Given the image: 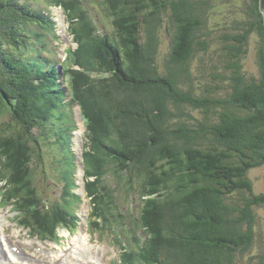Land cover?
Wrapping results in <instances>:
<instances>
[{
	"label": "trees",
	"instance_id": "trees-1",
	"mask_svg": "<svg viewBox=\"0 0 264 264\" xmlns=\"http://www.w3.org/2000/svg\"><path fill=\"white\" fill-rule=\"evenodd\" d=\"M72 1L54 4L68 9ZM99 1L112 19L108 35L67 11L78 48L64 61L66 106L58 62L28 48L32 37L58 38L45 0H0V166L9 190L44 201L34 176L42 168L48 179V162L69 183L78 168L67 154L79 105L95 209L104 210L106 223L111 215L122 225L111 197L107 207L99 192H109L106 165L125 181L128 203L141 208L148 238L139 248L128 239L137 248L130 264H264V253L249 257L255 211L264 206L250 179L264 167L261 0ZM163 31L171 34L172 53L161 64ZM253 38L255 74L244 66ZM62 210L64 204L49 207L42 223L66 222Z\"/></svg>",
	"mask_w": 264,
	"mask_h": 264
},
{
	"label": "rangeland",
	"instance_id": "rangeland-1",
	"mask_svg": "<svg viewBox=\"0 0 264 264\" xmlns=\"http://www.w3.org/2000/svg\"><path fill=\"white\" fill-rule=\"evenodd\" d=\"M40 4V3H38ZM45 9L46 14L49 15L50 20L53 24H50V27L53 29L55 34L57 36H60L61 39V46L59 48L57 47V44H55L54 40L52 38H47L44 40H38L36 37H32L35 39H32V47L34 50L39 49V52H42L43 57L45 56L46 52L49 56H55L58 55L61 60H63V52L66 49L68 45L71 47L76 48V41H73V36L65 30L62 26H64V13H67V11H71L70 14L73 16H77L78 22L80 21L82 27L85 26L86 28H92V23L90 20L94 23L96 26L97 31L100 32V34H106L111 33L112 31V19L110 14L107 12L105 6L99 1V0H77L72 1L71 5L68 9H66L65 5H56L54 4V0H45ZM105 8V9H104ZM90 19V20H89ZM167 20H165L166 23ZM37 27H41L40 24H38ZM37 30V29H36ZM39 32L42 31V28L38 29ZM93 34V33H92ZM160 57L159 62L162 64L164 60L168 57L170 53H172V37L170 32L163 31L161 34V42H160ZM255 46H256V39L253 38L250 46V53L247 56V58L244 60V66L246 69L251 72L252 74H255L257 72V61L255 56ZM54 52V53H53ZM94 74V73H93ZM98 77L97 74L92 75L90 78L92 80L96 79ZM57 88L60 86V89L62 90V86L59 81H57ZM86 91V90H85ZM87 92V91H86ZM88 93V92H87ZM90 96V93H89ZM90 99H94L96 101V94L95 96L91 97ZM69 99L64 100V104L66 106L68 105ZM97 102V101H96ZM73 112L75 116L76 121V129H74L72 133V138L70 141V148L71 152L67 154V157L69 160H72L77 165V172L73 174V176L70 178L69 183L61 177V174L55 171L56 169L54 165L50 164L48 162V165H44V169L48 171L49 178L46 180H43V169L39 168L36 169V176H34V179H37L38 181V189L41 191H44V194L47 196L46 203L49 205V203H53L54 201L59 204H64L66 206V209L69 210L71 213L77 215L81 218L79 223H66L65 225H59L56 226L55 230L57 229V237L60 238L59 244H55L54 242L51 243L54 247L53 252L56 251L61 252L62 249H66L68 246L71 245V243L75 240V238L82 232H85L88 230V221H83L84 218H87L88 214L95 209L94 201L93 199H88L86 192L84 191V173H85V166L83 163V159L81 157L83 152V145H84V134L85 132L82 129V122L79 117V108L73 107ZM68 112V110H67ZM3 116L8 119L9 117L5 113L4 110H2ZM1 113V114H2ZM72 153V154H71ZM44 170V171H45ZM104 170L106 172V181H107V188L109 187V192H105L104 190H100L104 195L105 205L108 207L109 202V196L111 197V200L113 201L112 207H116L117 209L113 210V213L118 215L119 219L122 222V225L118 223V219L115 216H111V220H113L112 227L115 229L116 234H119L122 236L124 243L127 244V247H129L128 239L133 238L134 241L137 242V248L142 247L144 245L145 240L148 238L145 230L142 228V224L140 221L141 216V208L139 206V202L135 201L133 199H129V203L127 201V198L125 197V186L123 180L118 182V178L116 175V170L109 168L107 165L104 167ZM3 171L6 173V168H3ZM63 176V174H62ZM250 179L254 183L255 186V193L256 194H262L264 193V167L256 169L251 172ZM36 181V182H37ZM6 184V183H5ZM3 183H0V186L2 187V191H4ZM104 185V184H102ZM26 191V190H25ZM67 192L69 193V196L67 197ZM4 192H1L0 196V202L3 206L7 205L8 202L3 196ZM64 193V195H63ZM69 200V202L64 203V200ZM50 200V201H49ZM96 202L101 205V200L99 198H96ZM47 205V207H48ZM30 207V205H29ZM101 213L102 219L105 220L104 216V210H99ZM48 212L39 213L37 216H42L43 218H46ZM258 220V224L256 226L257 228V238L254 243V246L252 248L251 253L249 254V257H251L254 254L264 253V206L261 208H257L255 211ZM13 218V214L9 212V210H3L0 208V219H2L5 223V228L10 229L11 227V234L13 236H16L17 238L22 239L24 242L27 243V245L31 248L39 247V244L41 242H38L36 240H29L28 236L30 234L27 230H24L23 228H17L15 225H11V222H8V220H11ZM99 216H97V220H99ZM14 220V219H12ZM83 221V222H81ZM55 230L50 231V235L54 234L53 232ZM92 231V229H91ZM92 233L91 237H93V243L98 244L99 246H107L109 247V253L106 256V264H108L115 256L114 247L111 246L109 240L106 237H101L100 233ZM127 236V238L124 237V235ZM85 237L87 238L86 234L83 233ZM80 238V237H79ZM78 238V239H79ZM87 241L89 242L88 238ZM91 243V240H90ZM115 243V242H114ZM27 247L28 249H31ZM93 248V255L97 253L96 247ZM139 249V251H141ZM44 251H47L45 249ZM81 252L85 255L87 254V251H85V248L82 247ZM73 255V254H72ZM71 255V256H72ZM123 255V254H121ZM124 255L129 257V252L126 250L124 252ZM37 256V255H36ZM59 258L58 264L61 263L62 258L57 255ZM98 256V254H97ZM118 256V255H117ZM50 257V256H48ZM92 254L88 253L87 258H91ZM82 258V257H81ZM95 258V257H94ZM92 258V259H94ZM55 258H52L54 260ZM72 259V258H71ZM99 262V258H95ZM248 256H246L245 261H247ZM68 261V260H67ZM84 263V262H83ZM243 263H245L243 261ZM42 264V263H41ZM246 264V263H245Z\"/></svg>",
	"mask_w": 264,
	"mask_h": 264
},
{
	"label": "bare ground",
	"instance_id": "bare-ground-1",
	"mask_svg": "<svg viewBox=\"0 0 264 264\" xmlns=\"http://www.w3.org/2000/svg\"><path fill=\"white\" fill-rule=\"evenodd\" d=\"M66 15H67L66 13L63 14V16H64V18H63L64 26H62V27L64 29L68 28V29L71 30V25L69 24L68 21L65 20L66 19L65 18ZM69 46L70 45H68L66 47V49L64 50L66 55H67V48ZM71 50H72V47H71ZM64 105H66V104H64ZM67 110H68V107H67ZM81 125H82L83 131L86 132L87 128H86V126L84 125L83 122H82ZM71 128L72 127L70 126L69 130H71V132H72ZM8 192H10V191H8ZM39 193L41 194L42 198L45 199V194L43 192H39ZM29 205H30L29 210L33 211V206L31 204H29ZM97 216L100 217L99 220H103L99 210H97ZM41 218H43V217L42 216H37V220H29V221L28 220H21L20 224L23 225V226H31L39 234H44L45 232H47V228L44 225V223H42ZM14 239H15L14 236H11L10 238H8V244H13L14 245V242H13ZM73 245H75V247L77 248V250H75V252H73V255L71 256L73 261H77V262H80V263L84 262L85 264H98L99 263L95 259V258H98V256H97L98 253L93 255V250H92L93 248H91V246H90V239H89V242H88L87 238L85 237V235H83V233H80L75 238V240L73 241ZM82 247L85 248V251H87V254L88 253L92 254L91 258H87L86 256H84V254L81 252ZM20 251H22V252L11 251V253H9L10 255H12L14 257V260L9 258L8 252H3V251L1 252L0 251V264H41L43 261L44 262H48L50 264H58V262H59L58 256L54 260H52L51 256L48 257L49 255L42 258L40 255L36 256V254H34V252H31V253L27 254L26 251H31L27 247L20 246ZM31 257L34 258V259H32V260L27 259V258H31ZM60 257L62 259L63 255H60ZM92 258H94V259H92ZM67 260L68 259H62L60 264H66ZM72 260H71V262H72Z\"/></svg>",
	"mask_w": 264,
	"mask_h": 264
},
{
	"label": "clouds",
	"instance_id": "clouds-1",
	"mask_svg": "<svg viewBox=\"0 0 264 264\" xmlns=\"http://www.w3.org/2000/svg\"><path fill=\"white\" fill-rule=\"evenodd\" d=\"M77 45V47L75 48V49H77L78 48V44H76ZM28 48H32L33 49V51H35L34 50V48L30 45V46H28ZM45 54V56L43 57V55H42V52H40V53H38L37 55H36V57L35 58H42V60H44V61H46V62H50V61H56V62H58L57 61V59H55L53 56H49L46 52L44 53ZM46 58V59H45ZM47 63V64H48ZM58 65V64H57ZM56 65V66H57ZM49 71H51V69H48ZM83 121H84V119H83ZM82 120H81V122H83ZM65 193V192H64ZM64 193H63V195H64ZM52 205V204H51ZM51 205H50V207H51ZM94 210H92L91 212H90V214H88V216H87V218H86V220L85 221H87L88 219L89 220H91L90 219V216H92V215H94ZM89 222V221H88ZM102 234H105L106 233V230H105V228H102L101 229V231H100ZM100 233V234H101ZM109 234H110V232H109ZM120 236L121 238H122V236L121 235H119V234H116V232L114 233V235L113 234H111V237L110 238H113V237H116V236ZM135 246V245H134ZM130 248V251H128L129 252V257H127L126 259H127V264H130L131 263V253L130 252H132V251H136V246L135 247H129Z\"/></svg>",
	"mask_w": 264,
	"mask_h": 264
},
{
	"label": "water",
	"instance_id": "water-1",
	"mask_svg": "<svg viewBox=\"0 0 264 264\" xmlns=\"http://www.w3.org/2000/svg\"><path fill=\"white\" fill-rule=\"evenodd\" d=\"M261 9L264 12V0H261ZM80 118L83 121L82 115H80Z\"/></svg>",
	"mask_w": 264,
	"mask_h": 264
}]
</instances>
